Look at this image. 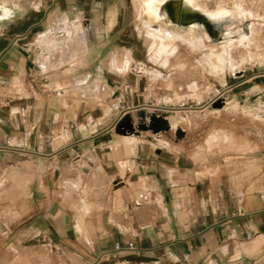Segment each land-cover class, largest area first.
<instances>
[{
  "label": "crops",
  "instance_id": "1",
  "mask_svg": "<svg viewBox=\"0 0 264 264\" xmlns=\"http://www.w3.org/2000/svg\"><path fill=\"white\" fill-rule=\"evenodd\" d=\"M134 1L0 0V85L41 82L39 99L0 110V264H264V142L203 170L126 116L139 105L123 34ZM66 31L47 49L44 35Z\"/></svg>",
  "mask_w": 264,
  "mask_h": 264
},
{
  "label": "rangeland",
  "instance_id": "2",
  "mask_svg": "<svg viewBox=\"0 0 264 264\" xmlns=\"http://www.w3.org/2000/svg\"><path fill=\"white\" fill-rule=\"evenodd\" d=\"M196 1L211 5L215 2L224 6L229 5L228 0ZM134 4L137 20L128 10L123 21L125 22L123 34L127 41L124 45L134 47L138 59L136 63L141 65L140 72L136 73L141 76L136 77L135 86L139 105L130 107L126 111V116L139 119L135 124L139 126L138 130L146 132V135L150 134L153 140L163 142L159 136L161 132L162 138L175 152L193 153V158L201 164L199 167L213 165L216 169H232L239 162L245 161L247 153L251 150L250 132L264 128V82L258 80L237 86L240 81L237 77L248 66L258 61L254 59L252 62L244 61L242 64L243 62L237 63L238 60H235L236 65L226 62L223 67L218 66L213 69L206 61L205 54L183 39L172 38L174 40L171 39L172 42L164 41L158 36L159 30L154 27L149 28L153 31L152 34L149 31L150 35L147 36L145 25L144 28L142 26L145 20H139L137 3L134 1ZM147 15L148 10L144 13L145 17ZM251 15L248 12L240 16L234 12H226L212 20L203 18L202 22L205 31L214 40L223 34L234 35L237 40H241L242 36H248L252 31H256L253 28L256 22ZM182 23H178V27L187 26ZM137 24L139 34L135 29ZM237 30L239 32H236ZM142 35L148 41L150 59ZM257 36L258 34L254 36L256 49H258ZM152 44L154 48L151 51ZM150 69L154 72H150ZM236 71L237 73L234 74ZM40 83L33 90H28L20 80L11 84L9 89L12 92L6 91V93L3 89L8 88V84H2L0 100L4 101L3 99L7 98L4 96L7 92L12 93L14 100L25 97L32 100L39 99ZM256 85L261 88L255 87ZM227 87H233L232 91L226 92L217 100L216 90L220 92ZM244 98L249 102L261 100L258 113L249 112L252 107ZM8 104L0 110L6 108ZM135 125L130 124L127 133L137 135L139 131ZM122 142L131 148L136 139L123 138ZM121 178L125 179L126 174L122 173Z\"/></svg>",
  "mask_w": 264,
  "mask_h": 264
},
{
  "label": "bare ground",
  "instance_id": "3",
  "mask_svg": "<svg viewBox=\"0 0 264 264\" xmlns=\"http://www.w3.org/2000/svg\"><path fill=\"white\" fill-rule=\"evenodd\" d=\"M171 1L172 0H136V2H138L139 4V7L141 8L140 17L142 16V18L145 20L144 30L147 36L149 34V31L151 34H152L151 31H153V30H150L151 29L150 27H154L159 30L158 33L160 34H158V36H161L164 39V41L172 42L171 41L172 38L183 39L184 41L188 42V44H190L192 47L198 48L201 53L205 54L206 61L210 64V66L213 69L214 68L216 69L218 66L223 67L226 64V62L235 64V60H238L237 63L243 62L242 64H244V61L252 62L254 59L258 61L260 54H257V53L259 51L260 41L257 36L256 42L258 41L257 42L258 49H256L254 45V41H255L254 36L258 34V31L255 25H253L254 26L253 28L256 31H252L251 34L248 36H242L241 40H237L234 37V35H226V34H223L218 39L214 40L211 38L210 34L208 35L207 32L205 31L204 29L205 26L203 22L197 21V22H192L188 24L184 28L178 27V20H179L178 10H183V12L190 14L192 16L199 15L205 20L215 19L218 16L226 12H234L238 16L244 14V12H248L252 14L251 17H253L254 19L255 16H254L253 10L249 6L244 5L242 0H228L229 5H226V6L221 5L218 2H215L214 4H212L213 5L212 6L211 4H205L203 2L196 1V0H173L172 2L174 3V5H176L175 6L176 7L175 22L171 21L168 18L169 14H168L167 9L165 8V6L167 4H170ZM176 2L178 3L176 4ZM144 6L146 9L143 8ZM147 10H148V15L145 17L144 13ZM8 14H9L8 11L0 9V19L7 17ZM236 32H239V31L237 30ZM155 33H153V35H155ZM42 38L48 46L47 49H49L50 51L57 50V49L61 51L62 41L66 40L67 38L68 40L70 39L69 33L67 31L65 33L57 32V34L47 33ZM150 48L152 51L154 48V45L152 44ZM132 67H133L132 71L134 73L140 72L139 68H141V66L133 65ZM237 71L234 72V74L237 73ZM150 72H154V70L150 69ZM230 91H232V89H230ZM244 99L252 107L251 111L249 112L258 113L257 111L261 107V100L258 99L254 102H249L247 98H244ZM128 129H129V125L127 124L124 128V134L127 132ZM124 183H125V180L123 179L120 180L119 185L118 183L115 184V185H118L116 186L115 189H119L120 187H123Z\"/></svg>",
  "mask_w": 264,
  "mask_h": 264
},
{
  "label": "built area",
  "instance_id": "4",
  "mask_svg": "<svg viewBox=\"0 0 264 264\" xmlns=\"http://www.w3.org/2000/svg\"><path fill=\"white\" fill-rule=\"evenodd\" d=\"M244 5L249 6L255 16V26L258 31V39H259V58L258 62L255 64H251L248 66L244 71L241 72V74L237 77L239 83H237V86H242L245 85L249 82L252 81H258L261 80L264 82V0H242ZM35 78H32L29 80L28 84L26 87H28V90H33L35 87ZM11 85H8V88H5L4 93L6 91H11L10 88ZM236 87V86H235ZM230 89H233V87H227L226 89L221 90L220 92L216 90V98L217 100L221 98L226 92L230 91ZM2 88L0 85V92ZM7 92L4 96L7 98L3 99L4 101L0 100V109L4 106L7 105L10 101L14 100L12 93ZM6 102V103H5ZM250 135L252 138H254L256 141L259 143L264 142V128L260 130H252L250 132ZM260 199L264 200V192L260 194ZM238 214L242 215L241 210L237 211ZM121 247L118 243H115L113 246V249L110 251H105L101 254L100 258L103 259L104 261H110L116 257V254L118 251H120ZM126 251H131V252H137V248L132 242H128L124 248Z\"/></svg>",
  "mask_w": 264,
  "mask_h": 264
},
{
  "label": "water",
  "instance_id": "5",
  "mask_svg": "<svg viewBox=\"0 0 264 264\" xmlns=\"http://www.w3.org/2000/svg\"><path fill=\"white\" fill-rule=\"evenodd\" d=\"M165 8L167 9L169 16L171 17L173 15V7L171 6V4H167ZM194 18H197L198 22L203 21V18L199 15L192 16L190 14L183 12V10H179L178 23L183 22L184 24H189L192 21V19L194 20ZM127 124L130 125V122L128 120L124 123V126H126ZM137 127L139 128V126Z\"/></svg>",
  "mask_w": 264,
  "mask_h": 264
},
{
  "label": "flooded vegetation",
  "instance_id": "6",
  "mask_svg": "<svg viewBox=\"0 0 264 264\" xmlns=\"http://www.w3.org/2000/svg\"><path fill=\"white\" fill-rule=\"evenodd\" d=\"M196 19H197V18H194V20L192 19V21H191L190 23H192V22H197ZM190 23H189V24H190ZM187 25H188V24H187ZM205 25H206V24H205Z\"/></svg>",
  "mask_w": 264,
  "mask_h": 264
}]
</instances>
